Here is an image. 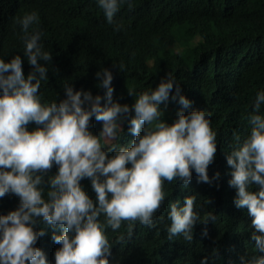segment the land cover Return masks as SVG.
<instances>
[{"label": "clouds", "instance_id": "clouds-1", "mask_svg": "<svg viewBox=\"0 0 264 264\" xmlns=\"http://www.w3.org/2000/svg\"><path fill=\"white\" fill-rule=\"evenodd\" d=\"M122 3L97 0L106 22L116 31L121 25L114 17ZM16 23L24 33L23 54L32 70L25 76L20 55L7 62L0 58V198L13 194L20 201L15 210L0 215V264H47L45 253L35 247L45 235L43 229L35 230L38 218L53 228L52 240L61 245L55 252V264H109L112 245L107 229L116 231L123 222H128L129 234L137 222L155 227L154 218L166 198L165 182L175 180L187 187L193 171L198 183L211 184L219 179V172L211 179L208 175L217 152L211 114L204 110L185 114L192 102L181 94L171 74L155 89L141 93L131 106L113 102L114 76L106 68L96 73L99 87L106 89L103 97L66 85L64 99L45 104L39 91L41 82L48 79L46 65L52 62V54L40 42L42 34L35 27L39 15L36 11L25 13ZM170 100L181 106L171 124L162 118L160 107ZM262 105L264 92H259L248 116L250 134L226 156L232 169L229 186L237 190L234 203L252 217L251 239L258 253H264ZM93 117L103 122L99 136L89 131ZM125 120L135 137L131 145L113 144L104 151L101 141L115 140ZM31 123L38 127L29 131ZM110 152L114 153L111 157ZM54 164L58 172L49 178L45 193L40 174L50 171ZM85 178L91 181L95 202L81 186ZM252 185L259 190L251 191ZM195 208L196 195L185 197L183 206L179 200L169 204V240L181 235L192 241L194 226L201 222ZM209 219L216 217L208 212L202 223ZM57 228L60 234H56ZM203 235H207L206 230ZM241 260L242 264H264V255Z\"/></svg>", "mask_w": 264, "mask_h": 264}, {"label": "trees", "instance_id": "trees-1", "mask_svg": "<svg viewBox=\"0 0 264 264\" xmlns=\"http://www.w3.org/2000/svg\"><path fill=\"white\" fill-rule=\"evenodd\" d=\"M32 11L39 15L35 27L42 34L40 42L52 54L46 65L48 79L39 91L43 103L64 99L66 85L103 97L106 89L99 87L96 73L106 68L114 76L113 102L130 101L131 106L136 97L171 74L181 94L192 102L185 114L192 110L211 114V127L217 133V152L208 175L211 179L219 172V179L198 183L193 171L187 187L175 180L165 182L166 198L154 218L155 227L137 222L129 234L128 222H123L116 231L107 229L112 245L109 264H201L205 258L206 264H242V257L264 255L251 239L252 217L247 209L235 206L237 190L229 186L232 169L226 161L250 134L248 116L257 94L264 92V0H123L114 17L121 25L119 31L106 22L97 0H0V58L7 62L20 55L25 76L32 69L23 54L24 33L16 18ZM160 107L174 114L168 119V111L164 113L162 118L169 124L181 108L171 100ZM36 127L31 123L28 130ZM102 127L103 122L93 117L89 131L99 136ZM121 128L115 140L102 142L104 151L113 144L131 145L135 137L127 120ZM57 172L54 164L40 174L45 193L49 178ZM80 183L95 202L90 179ZM250 190L259 189L252 185ZM191 195H196L195 210L201 220L194 226L193 239L189 242L178 235L169 240V204L179 200L183 206L184 198ZM19 202L13 194L0 198V215L15 210ZM208 212L216 219L202 223ZM41 229L45 235L35 247L45 253L47 264H55L61 245L52 240L53 228L38 218L35 230ZM55 232L60 234L58 228Z\"/></svg>", "mask_w": 264, "mask_h": 264}, {"label": "rangeland", "instance_id": "rangeland-1", "mask_svg": "<svg viewBox=\"0 0 264 264\" xmlns=\"http://www.w3.org/2000/svg\"><path fill=\"white\" fill-rule=\"evenodd\" d=\"M123 104H128V105H130L131 104V102L129 101V102H123L122 103V105ZM162 110H163V113H165V112H167L169 109L167 108V107H165V108H162ZM167 116V118L168 119H170V118H172L173 116H174V114H172V113H170L169 111H168V114L166 115ZM104 140H102L101 142H103Z\"/></svg>", "mask_w": 264, "mask_h": 264}]
</instances>
